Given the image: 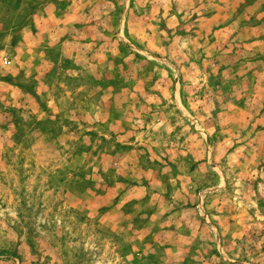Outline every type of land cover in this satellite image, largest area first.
I'll return each instance as SVG.
<instances>
[{
  "label": "rangeland",
  "instance_id": "1",
  "mask_svg": "<svg viewBox=\"0 0 264 264\" xmlns=\"http://www.w3.org/2000/svg\"><path fill=\"white\" fill-rule=\"evenodd\" d=\"M0 264H264V0H0Z\"/></svg>",
  "mask_w": 264,
  "mask_h": 264
}]
</instances>
